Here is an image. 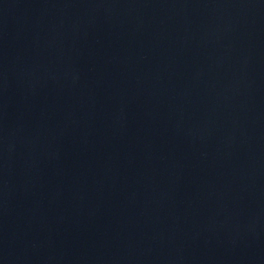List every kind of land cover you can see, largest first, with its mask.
Wrapping results in <instances>:
<instances>
[{
  "label": "water",
  "instance_id": "95a60500",
  "mask_svg": "<svg viewBox=\"0 0 264 264\" xmlns=\"http://www.w3.org/2000/svg\"><path fill=\"white\" fill-rule=\"evenodd\" d=\"M0 264H264V0H0Z\"/></svg>",
  "mask_w": 264,
  "mask_h": 264
}]
</instances>
